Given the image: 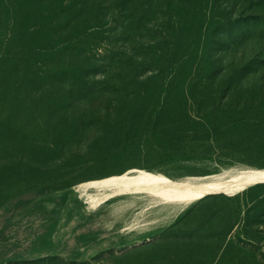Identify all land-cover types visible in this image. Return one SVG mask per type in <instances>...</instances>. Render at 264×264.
<instances>
[{
	"label": "rangeland",
	"instance_id": "rangeland-1",
	"mask_svg": "<svg viewBox=\"0 0 264 264\" xmlns=\"http://www.w3.org/2000/svg\"><path fill=\"white\" fill-rule=\"evenodd\" d=\"M240 168L264 169V0H0V264H264V183L77 187Z\"/></svg>",
	"mask_w": 264,
	"mask_h": 264
},
{
	"label": "bare ground",
	"instance_id": "bare-ground-1",
	"mask_svg": "<svg viewBox=\"0 0 264 264\" xmlns=\"http://www.w3.org/2000/svg\"><path fill=\"white\" fill-rule=\"evenodd\" d=\"M261 183H264V169L261 168L227 169L219 173L181 179H170L153 171L140 169L82 182L77 187L86 198L98 204L122 194L148 193L166 203L182 206L211 194H234Z\"/></svg>",
	"mask_w": 264,
	"mask_h": 264
},
{
	"label": "trees",
	"instance_id": "trees-1",
	"mask_svg": "<svg viewBox=\"0 0 264 264\" xmlns=\"http://www.w3.org/2000/svg\"><path fill=\"white\" fill-rule=\"evenodd\" d=\"M79 123H78V121H75V124H74V127H75V125L77 126ZM216 141V139L214 140V139H211V138H207V139H205V142H207V143H211V144H213L214 142ZM231 141V140H230ZM32 161H35V160H33L32 159ZM27 167H28V169H30V170H33V167H34V164H31V165H27ZM32 185H34V184H32ZM32 185H30V186H26L27 188H29V187H34V186H32ZM52 260H55V259H53V258H47V259H38V260H28V261H20V262H17L16 264H53L52 262ZM65 264H71V263H65Z\"/></svg>",
	"mask_w": 264,
	"mask_h": 264
}]
</instances>
